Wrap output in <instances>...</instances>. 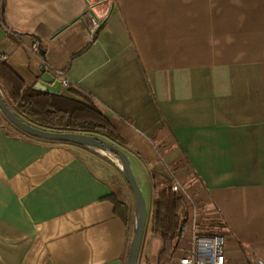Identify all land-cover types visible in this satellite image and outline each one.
Returning <instances> with one entry per match:
<instances>
[{"label": "crops", "instance_id": "1", "mask_svg": "<svg viewBox=\"0 0 264 264\" xmlns=\"http://www.w3.org/2000/svg\"><path fill=\"white\" fill-rule=\"evenodd\" d=\"M89 13L105 20L93 40ZM0 55L36 90L63 75L59 94L111 119L147 201L138 264L154 174L180 161L203 203L170 264L193 232L224 236L226 264H264V0H0ZM0 118V264H126L135 198L121 167Z\"/></svg>", "mask_w": 264, "mask_h": 264}, {"label": "trees", "instance_id": "2", "mask_svg": "<svg viewBox=\"0 0 264 264\" xmlns=\"http://www.w3.org/2000/svg\"><path fill=\"white\" fill-rule=\"evenodd\" d=\"M0 91L3 98L7 97L18 113L44 129L99 134L115 143L125 145L111 119L93 99L73 89L69 92L79 96L82 101L28 87L2 58H0ZM0 125H2L1 118ZM153 188L155 193L153 230L146 246L143 264H170L189 222V206L182 195L173 191L171 180L166 179L164 183L158 184L154 175ZM112 201L125 220L128 213L125 203L115 195ZM153 242H156L159 248L156 256L151 254Z\"/></svg>", "mask_w": 264, "mask_h": 264}, {"label": "water", "instance_id": "3", "mask_svg": "<svg viewBox=\"0 0 264 264\" xmlns=\"http://www.w3.org/2000/svg\"><path fill=\"white\" fill-rule=\"evenodd\" d=\"M104 23L105 20L101 21L99 28L102 27ZM41 83L47 92L53 94H59L61 92L62 86L60 81H56L55 77L51 76L50 74H45ZM0 111L12 125L30 136L51 141L71 143L81 147L101 151L115 158L119 162L122 174L135 198L134 236L130 245L126 264H138L145 229L148 222V208L142 189L140 188L132 171L131 160L129 156L116 144L98 135L82 132L49 130L33 126L23 121L6 103L1 91Z\"/></svg>", "mask_w": 264, "mask_h": 264}, {"label": "rangeland", "instance_id": "4", "mask_svg": "<svg viewBox=\"0 0 264 264\" xmlns=\"http://www.w3.org/2000/svg\"><path fill=\"white\" fill-rule=\"evenodd\" d=\"M4 98L7 101L8 105L12 108V110L23 121H25V122L33 125V126H37L39 128H42L39 125L35 124L32 120H30V119L24 117L23 115H21L20 113H18L15 110V107L13 106V104L7 100V97L4 96ZM0 115L2 117H4L3 114L1 113V111H0ZM97 135L104 138V139L110 140L106 136L99 135V134H97ZM110 141L113 142L112 140H110ZM113 143L116 144L118 147H120L123 150H128L125 145H120V144L115 143V142H113ZM90 151H92V154L95 156V158H93V159L97 163L100 161L101 164H104L107 167H112L111 169L113 171L115 168L118 169V167H120L119 162L115 158L111 157L110 155L105 154L101 151H97V150H90ZM162 165L163 166L157 170L160 172H156L154 174V175H156L157 183L162 184L165 182L166 179L171 180L173 183V187L177 186L179 188L176 193H178L184 197V199L188 203L190 214L194 215L195 212L197 210H199V207L203 203L202 198H201L202 189L198 183V180L196 179V177L194 176L192 171L189 169V167L187 165H185L182 161H180L179 163H175V164H170V165L169 164H167V165L162 164ZM154 196H155V193H154ZM146 197L149 199L147 192H146ZM148 202H150V201H148ZM146 204H147V201H146Z\"/></svg>", "mask_w": 264, "mask_h": 264}, {"label": "built area", "instance_id": "5", "mask_svg": "<svg viewBox=\"0 0 264 264\" xmlns=\"http://www.w3.org/2000/svg\"><path fill=\"white\" fill-rule=\"evenodd\" d=\"M92 27H90V37L93 39L94 35L99 30L100 22L103 18L93 17L91 13ZM0 58L2 56L0 55ZM49 66H44V71H48ZM59 81L62 88H69L70 81L63 75H59ZM39 88L45 90V87L40 83ZM178 187L174 186L173 190L178 191ZM225 238L219 234H204L193 232L192 234V248L180 260L181 264H226L225 252Z\"/></svg>", "mask_w": 264, "mask_h": 264}]
</instances>
